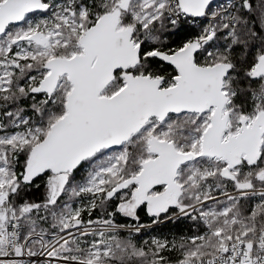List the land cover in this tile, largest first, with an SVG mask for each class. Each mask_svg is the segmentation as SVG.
Wrapping results in <instances>:
<instances>
[{"label":"snow or ice","instance_id":"6c2138e0","mask_svg":"<svg viewBox=\"0 0 264 264\" xmlns=\"http://www.w3.org/2000/svg\"><path fill=\"white\" fill-rule=\"evenodd\" d=\"M0 264H264V0H0Z\"/></svg>","mask_w":264,"mask_h":264},{"label":"trees","instance_id":"16d2710c","mask_svg":"<svg viewBox=\"0 0 264 264\" xmlns=\"http://www.w3.org/2000/svg\"><path fill=\"white\" fill-rule=\"evenodd\" d=\"M170 228H172V226L171 225H167V226H164L163 228H160V229H154V230H152L151 233H147L146 235H149V234H157V233L167 234L169 232V229ZM174 230L177 231V232L182 231V227H177Z\"/></svg>","mask_w":264,"mask_h":264}]
</instances>
